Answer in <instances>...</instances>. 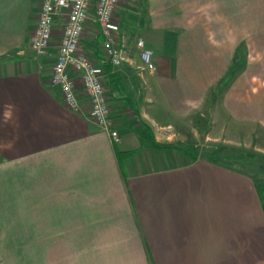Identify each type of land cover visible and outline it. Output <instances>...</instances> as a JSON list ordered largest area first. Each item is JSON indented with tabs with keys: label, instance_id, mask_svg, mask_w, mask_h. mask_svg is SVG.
<instances>
[{
	"label": "crops",
	"instance_id": "0c3cea01",
	"mask_svg": "<svg viewBox=\"0 0 264 264\" xmlns=\"http://www.w3.org/2000/svg\"><path fill=\"white\" fill-rule=\"evenodd\" d=\"M40 1L0 0V264H264V179L195 142L219 109L264 159V0H119V66L89 19L79 49L117 141L78 77L79 111L51 85L57 21L48 54L30 49Z\"/></svg>",
	"mask_w": 264,
	"mask_h": 264
},
{
	"label": "built area",
	"instance_id": "2783aa9c",
	"mask_svg": "<svg viewBox=\"0 0 264 264\" xmlns=\"http://www.w3.org/2000/svg\"><path fill=\"white\" fill-rule=\"evenodd\" d=\"M118 2L119 0H41L30 40V49L36 56L47 55L54 24L57 19H62L51 65L50 83L59 89L63 103L69 109L79 111L75 91V78L78 77L88 98L90 120L98 129L109 132L113 141H117L119 136L111 128L109 106L102 83L103 69L81 51L79 45L81 34L92 18L103 38V58L113 66L122 63L124 53L118 42V24L114 18ZM136 46L139 48L143 69H153V56L145 47L144 41L136 40Z\"/></svg>",
	"mask_w": 264,
	"mask_h": 264
},
{
	"label": "rangeland",
	"instance_id": "374dc122",
	"mask_svg": "<svg viewBox=\"0 0 264 264\" xmlns=\"http://www.w3.org/2000/svg\"><path fill=\"white\" fill-rule=\"evenodd\" d=\"M56 21L58 25V37L61 31L62 19H57ZM213 112L216 113L211 116V139L209 141H202L200 138H198V140L195 141L198 144L196 148L200 152V155H207V153H209L210 151L217 150L221 146L230 147L235 151V153H233V157H237V159L242 155L249 156H247V158L245 157V159L244 157H242L243 160L246 161L245 164L248 167L243 163L242 160L241 162L244 165L240 163V165H238L239 168H244L245 170L249 171V173H253L257 178H264V159L257 158L259 154L255 152L247 153V151L241 149V147L246 148L244 147L247 141V138H245L246 129L241 128L238 123L226 121L223 114L219 112V109H217L216 111L213 110ZM248 148L249 150H251L249 146ZM260 171L263 175H260Z\"/></svg>",
	"mask_w": 264,
	"mask_h": 264
},
{
	"label": "trees",
	"instance_id": "16d2710c",
	"mask_svg": "<svg viewBox=\"0 0 264 264\" xmlns=\"http://www.w3.org/2000/svg\"><path fill=\"white\" fill-rule=\"evenodd\" d=\"M233 153H235V151L232 150V148L226 147V146H221L219 149L211 151V153L207 156V159L211 160V162L219 163L223 166L229 167L232 165L235 170H237V171L242 170L243 171L244 168H242V167L239 168L238 165H240V163H242L241 162L243 160L242 157H244V159H245V157L247 158V156L242 155V157H239L237 159V157H233L234 156ZM245 162L246 161L243 160L244 164H245ZM257 186L259 187V191H260L261 196L263 198V205H264V181H263V183L257 182Z\"/></svg>",
	"mask_w": 264,
	"mask_h": 264
}]
</instances>
